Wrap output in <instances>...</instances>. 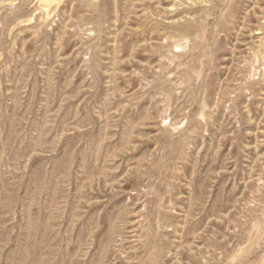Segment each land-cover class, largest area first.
<instances>
[{
    "label": "rangeland",
    "instance_id": "rangeland-1",
    "mask_svg": "<svg viewBox=\"0 0 264 264\" xmlns=\"http://www.w3.org/2000/svg\"><path fill=\"white\" fill-rule=\"evenodd\" d=\"M0 264H264V0H0Z\"/></svg>",
    "mask_w": 264,
    "mask_h": 264
}]
</instances>
